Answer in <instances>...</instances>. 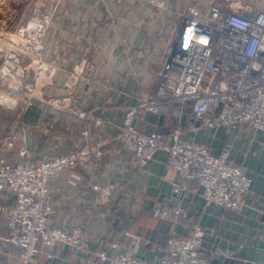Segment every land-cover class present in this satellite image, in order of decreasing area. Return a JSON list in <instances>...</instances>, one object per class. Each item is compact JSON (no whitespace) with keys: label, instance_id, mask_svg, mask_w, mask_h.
Instances as JSON below:
<instances>
[{"label":"crops","instance_id":"0c3cea01","mask_svg":"<svg viewBox=\"0 0 264 264\" xmlns=\"http://www.w3.org/2000/svg\"><path fill=\"white\" fill-rule=\"evenodd\" d=\"M28 5L31 14L53 12L41 55L54 72L42 79L31 106L19 102L14 111L0 109V136L14 134L18 145L29 148L32 161L78 149L85 143L84 133L91 139L113 138L97 174L74 167L47 182L53 226H79L86 249L61 244L41 248L29 264H82L100 247L108 256L130 252L159 264L171 237H187L192 222L214 231L200 247L211 264H264V131L246 125L208 127L193 117L191 103L181 106L170 97L163 100L170 103L167 110H139L134 119L138 130L163 134L168 142L176 131L180 140L205 146L213 155L228 149L231 161L251 180L244 203L233 211L205 204L194 181L188 187L197 188V195L176 197V172L167 165L166 151L157 150L144 168L135 169L131 152L114 139L126 108L154 90L157 71L188 5L202 17L210 6L224 13L264 11V0H30ZM71 74L76 77L70 78L69 87ZM72 107L99 117L102 124L78 120ZM1 153H8L10 162L17 159L14 151ZM94 185H110L112 200L103 201ZM0 205L13 206L14 200L0 191ZM155 208H181L182 214L173 222L154 215ZM7 237L6 218L0 215V264H20L19 249Z\"/></svg>","mask_w":264,"mask_h":264},{"label":"built area","instance_id":"2783aa9c","mask_svg":"<svg viewBox=\"0 0 264 264\" xmlns=\"http://www.w3.org/2000/svg\"><path fill=\"white\" fill-rule=\"evenodd\" d=\"M188 5L180 14L179 26L172 44L167 48L156 74L154 90L134 106L126 108L122 130L114 139L131 152L133 167L142 169L157 150L168 153L167 165L176 172L173 184L176 197L189 199L201 188L205 204L216 203L228 210H237L244 203L250 178L232 162L229 150L213 155L209 149L188 140H180L176 131L170 142L160 133L138 130L134 119L139 110L157 113L167 110L170 97L181 106L191 103L193 117L211 128L248 126L264 131V11L246 9L224 13L210 6L202 16ZM53 12H35L0 44V109L14 111L19 102L29 107L39 94L42 79L54 72V66L43 60L44 37L52 25ZM23 57L27 62H23ZM31 75V77H30ZM69 76L67 86H71ZM71 113L80 121L99 127L102 120L90 112L72 107ZM78 149L52 157L42 154L32 161L25 145H18L14 134L0 136V191L7 192L14 205H0L6 218L8 241L19 249L20 264H29L42 248L57 244L74 250L86 249V239L79 226L60 228L51 222L54 208L48 203L49 178L64 169L81 167L97 174L101 159L109 153L110 137L87 138ZM14 151V162L1 151ZM103 201L112 200L110 185H94ZM153 214L176 221L181 208ZM206 234L213 235L200 224L192 222L185 238L173 235L159 264H211L201 256L200 247ZM51 257L50 254L47 258ZM150 264L132 253L108 256L105 248L90 252L82 264Z\"/></svg>","mask_w":264,"mask_h":264},{"label":"rangeland","instance_id":"374dc122","mask_svg":"<svg viewBox=\"0 0 264 264\" xmlns=\"http://www.w3.org/2000/svg\"><path fill=\"white\" fill-rule=\"evenodd\" d=\"M30 0H0V42L12 37V33L31 15Z\"/></svg>","mask_w":264,"mask_h":264}]
</instances>
